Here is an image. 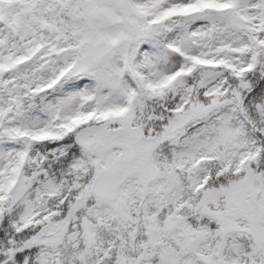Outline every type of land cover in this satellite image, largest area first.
Listing matches in <instances>:
<instances>
[{"label": "snow or ice", "instance_id": "6c2138e0", "mask_svg": "<svg viewBox=\"0 0 264 264\" xmlns=\"http://www.w3.org/2000/svg\"><path fill=\"white\" fill-rule=\"evenodd\" d=\"M0 264H264V0H0Z\"/></svg>", "mask_w": 264, "mask_h": 264}]
</instances>
